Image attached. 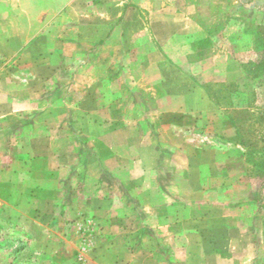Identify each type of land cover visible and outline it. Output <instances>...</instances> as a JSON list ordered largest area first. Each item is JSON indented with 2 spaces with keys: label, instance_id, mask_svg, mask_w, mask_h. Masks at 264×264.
Returning <instances> with one entry per match:
<instances>
[{
  "label": "crops",
  "instance_id": "1",
  "mask_svg": "<svg viewBox=\"0 0 264 264\" xmlns=\"http://www.w3.org/2000/svg\"><path fill=\"white\" fill-rule=\"evenodd\" d=\"M64 1L59 7L60 22L75 24L70 11L79 3L65 8L68 2ZM33 39L34 35L27 36L25 41ZM141 54L154 58L143 71L142 80L151 83L144 87L145 103L116 99L111 97L113 89H108L102 98L92 100L100 113L68 115L58 124L50 118L38 124L34 120L30 128H24L17 116L51 100L38 101L30 86L25 98L13 84L7 85L10 91L0 92V112L4 111L0 113V152L7 150L5 162L0 154L1 224L10 228L7 234L17 233L32 243L44 264H207L210 259L214 264H247L249 259L241 257L227 260L218 246L206 257L203 243L208 225L218 243L220 235L243 231L228 225L227 216L206 203L204 171L211 166H206V156L217 162L218 155L212 146L195 151L189 135L196 126L210 124L218 126L228 144L239 146L234 127L225 116L221 124L213 116L206 115L210 121L197 118L190 112L189 87L179 70L155 52ZM127 56L124 51L123 57ZM166 73L176 78L165 81ZM152 85H159L163 94L148 91ZM79 103L81 98L63 104L77 109ZM143 104L151 112L143 111ZM82 122L86 128L80 130L77 126L82 127ZM29 129L33 132L28 133ZM84 151L89 160L78 156ZM101 153L108 159L98 161ZM239 207L243 204L235 206ZM86 221L94 223L96 235L87 241L78 235L81 230L85 233ZM147 234L166 238L170 246H160V239L158 243L155 239L154 248H146L141 240ZM165 249L171 258H165ZM78 253L81 258L76 261Z\"/></svg>",
  "mask_w": 264,
  "mask_h": 264
},
{
  "label": "rangeland",
  "instance_id": "2",
  "mask_svg": "<svg viewBox=\"0 0 264 264\" xmlns=\"http://www.w3.org/2000/svg\"><path fill=\"white\" fill-rule=\"evenodd\" d=\"M122 1H125L123 6H119ZM67 2L65 8L79 3L70 11L75 24L62 25L60 22L59 7L64 0H0V88L3 89L0 92L10 91L8 88L13 84L18 88V95L25 98L26 87L30 86L35 99L51 100L49 105L20 112L17 119L21 127L30 128L34 120L38 124L41 119L50 118L53 124H58L68 115L74 118L96 113V110L100 113L92 100L102 98L108 89L114 91L111 97L130 98L133 104L143 103L144 87H151V83L142 80L143 71L146 62H153L154 58L145 59L142 52H155L166 64L179 70L189 87L190 112L201 120L210 121L211 118H206L208 115L221 124L223 116L226 117V111L208 97L207 86L212 88L211 92L228 83H235L242 92L252 88L253 83L245 78L244 68L264 55V49L256 48L255 42L256 37L261 36L257 35L260 27L264 37V0ZM33 35L32 41H25L27 36ZM124 51L128 52L127 57H123ZM163 77L168 82L176 78L170 73ZM148 91L155 92L156 96L163 94L159 85H152ZM206 97L210 101L208 105ZM80 98L77 109L63 104L80 101ZM143 105V111L151 112L149 106ZM80 125L78 129L86 128L83 122ZM31 132L29 129L28 133ZM189 135L197 146L195 151L199 147L212 146L218 155L217 162L208 154L206 156V166L211 165L204 171L208 185L206 203L212 211L226 215L228 225L241 227L243 231L220 235L218 243L208 225L203 243L206 257L210 258L218 246L222 247L221 255L227 260L236 256L249 259L247 264H264L262 217L255 204L247 202L252 198V188L249 180L242 177L245 166L240 146L228 144L218 126L210 124L196 126ZM0 154L5 162L7 150L2 149ZM78 156L89 160L90 155L84 151ZM106 156L101 153L98 161L107 160ZM90 160L94 163V159ZM93 171L96 173V169ZM3 192L4 189H0V196ZM241 204L243 207L235 208ZM83 224L87 225L85 233L81 230L78 235L82 234L86 241L92 240L96 236L94 223L86 221ZM9 230L0 221V264H44L40 255L36 254V258L35 252L40 251L32 243L25 242V237L17 233L7 234ZM38 238L43 240V234L39 233ZM160 238L158 234H147L141 244L153 249L155 239L158 243ZM160 241V246H170L166 238ZM163 252L165 258L172 257L170 250ZM157 254L160 256L159 251ZM80 258L78 253L76 261ZM207 264H214V261L210 259Z\"/></svg>",
  "mask_w": 264,
  "mask_h": 264
},
{
  "label": "trees",
  "instance_id": "3",
  "mask_svg": "<svg viewBox=\"0 0 264 264\" xmlns=\"http://www.w3.org/2000/svg\"><path fill=\"white\" fill-rule=\"evenodd\" d=\"M262 33L260 27L257 35L261 36L255 39L256 48L260 50L264 49ZM245 66L248 67L244 68L245 78L253 83L251 90L242 92L235 83H228L221 84V88L213 92L207 86L206 93L215 105L226 111V118L236 131V142L242 149L239 153L245 166L242 177L249 180L252 188V198L247 202L255 204L257 213L261 214L264 242V55Z\"/></svg>",
  "mask_w": 264,
  "mask_h": 264
}]
</instances>
